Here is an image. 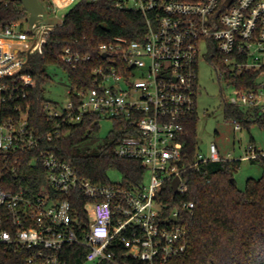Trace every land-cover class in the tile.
<instances>
[{
	"label": "built area",
	"instance_id": "2783aa9c",
	"mask_svg": "<svg viewBox=\"0 0 264 264\" xmlns=\"http://www.w3.org/2000/svg\"><path fill=\"white\" fill-rule=\"evenodd\" d=\"M78 1L37 0L43 9L39 25L23 31L27 11L18 0H0V7L20 11L18 19L0 29L1 103L19 95L23 99L35 86L21 70L52 27L43 25L44 14L56 15ZM226 1L115 0L118 9L143 16L142 38L116 37L99 44L96 52L104 63L90 70V86L76 91L61 113L49 103L44 110L48 117L70 123H79L86 115L121 122L125 134L113 154L137 161L149 173V182L144 185L143 179L136 188L92 183L41 150L36 160L44 170V183L34 194L21 188L5 190L0 183L1 255H18L17 264H169L185 255L187 232L177 225V217L190 213L194 205L165 203L160 196L163 186L171 189L178 179L175 195L181 197L187 192V169L230 162L221 159L211 143L206 156L197 152L192 163H184L185 125L196 116L203 44L213 46L209 58L218 79L232 86L227 106L264 126V0H233L228 5ZM91 59V54L70 48L60 58L72 68ZM241 77L244 83L239 85ZM7 79L10 84L4 83ZM13 112L15 116L0 114V151L14 156L37 149L39 138L26 127L27 108ZM232 123L235 131L241 130L237 119ZM263 157L249 144L240 160ZM73 201L81 203V215L73 212Z\"/></svg>",
	"mask_w": 264,
	"mask_h": 264
},
{
	"label": "trees",
	"instance_id": "16d2710c",
	"mask_svg": "<svg viewBox=\"0 0 264 264\" xmlns=\"http://www.w3.org/2000/svg\"><path fill=\"white\" fill-rule=\"evenodd\" d=\"M10 1V0H9ZM20 17L13 6L0 7V29ZM143 16L136 11L120 10L115 0H79L63 16L57 26L44 33L32 52L27 55L21 74L29 75L34 85L26 90L25 98L15 96L0 102L2 116H15L14 108H27V130L39 138L37 149L5 155L0 151V183L3 189L17 191L19 188L34 194L44 183V170L36 160L39 151L45 150L69 165L76 173L92 183L109 184L110 171L118 172L120 185L136 188L143 184L145 169L133 160L118 159L113 151L124 136L121 122L111 121V131L104 142L95 148L86 143L99 132L100 117L86 115L79 123L46 115L43 97L44 87L51 82L48 67H59L69 81V98L76 91L90 86L91 71L104 61L96 47L116 37L129 40L142 38L145 30ZM65 48L91 54V61L72 68L60 58ZM241 77L237 84L244 82ZM10 84V80H4ZM245 87H250V84ZM4 94L0 93V100ZM225 113L246 127L253 121L246 119L236 108L225 106ZM196 116L185 125L188 132L184 138L183 153L186 165L193 162L197 153L195 132ZM261 127L263 124L258 122ZM51 139H46V134ZM35 160V161H34ZM260 160L250 161L252 163ZM8 162L7 167H4ZM238 162L200 163L197 169H187V192L183 196L172 193L165 184L160 194L165 203L191 202L194 210L181 212L177 225L187 232V251L169 264H264V172L259 179H247L243 190L237 189L233 173ZM231 179L233 180L231 182ZM28 193V194H29ZM73 212L82 214V205L72 203ZM18 255H1L0 264H17ZM74 262H71L73 264Z\"/></svg>",
	"mask_w": 264,
	"mask_h": 264
},
{
	"label": "rangeland",
	"instance_id": "374dc122",
	"mask_svg": "<svg viewBox=\"0 0 264 264\" xmlns=\"http://www.w3.org/2000/svg\"><path fill=\"white\" fill-rule=\"evenodd\" d=\"M70 5L59 10L56 15L46 12L42 17L43 25L57 26L61 23L63 16L74 6ZM23 31H28V25L21 26ZM213 54V46L203 44L200 48V59L197 65L198 95L196 99V123L195 134L197 152L206 156L208 146L216 145L221 159L230 162H238L233 179L237 189L243 190L247 179H259L264 172V157L258 162L240 160L244 156L247 145L252 144L257 151L264 153V126L253 122L240 131L234 130L232 118L225 113L227 98L232 93V86L224 79L219 80L210 63V56ZM51 77L44 87L43 97L50 106L58 113L65 110L69 100V81L64 71L59 67L46 68ZM99 122V132L90 139L86 145L95 148L104 142V138L111 131L112 122L102 119ZM108 178L113 183L120 181L118 172L110 171ZM149 182V173L144 175V185Z\"/></svg>",
	"mask_w": 264,
	"mask_h": 264
},
{
	"label": "water",
	"instance_id": "95a60500",
	"mask_svg": "<svg viewBox=\"0 0 264 264\" xmlns=\"http://www.w3.org/2000/svg\"><path fill=\"white\" fill-rule=\"evenodd\" d=\"M233 0H227V5L230 4ZM18 2L22 5V7L27 11L29 14L28 17V26L31 28L33 25L38 26V21L40 20V16L43 14L42 7L38 4L37 0H18ZM49 29H47L48 31ZM103 58L106 57V55H102ZM233 180L231 179V182ZM178 184V179H174L172 181V193L176 194V187Z\"/></svg>",
	"mask_w": 264,
	"mask_h": 264
}]
</instances>
